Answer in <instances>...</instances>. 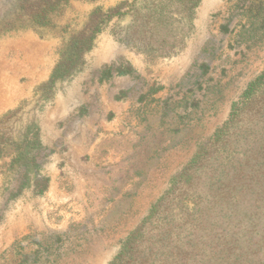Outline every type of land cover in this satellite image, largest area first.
<instances>
[{
  "label": "rangeland",
  "instance_id": "374dc122",
  "mask_svg": "<svg viewBox=\"0 0 264 264\" xmlns=\"http://www.w3.org/2000/svg\"><path fill=\"white\" fill-rule=\"evenodd\" d=\"M36 2L0 0V264H111L131 239L132 264L237 263L264 236V0L174 15L168 52L115 17L57 80L91 15L132 0L49 26Z\"/></svg>",
  "mask_w": 264,
  "mask_h": 264
},
{
  "label": "trees",
  "instance_id": "16d2710c",
  "mask_svg": "<svg viewBox=\"0 0 264 264\" xmlns=\"http://www.w3.org/2000/svg\"><path fill=\"white\" fill-rule=\"evenodd\" d=\"M69 1L37 0L36 3L31 4L32 21L39 26H49L52 23L54 14L60 10L62 4ZM201 1L132 0V2H124L108 12L96 10L91 15L88 27L73 38L69 58L57 65L54 70L53 80L67 77L75 70L84 54L93 49L97 36L115 17H123L130 14L133 18V23L127 36L129 42L145 46L149 42L148 38L152 40L154 37H158L159 40L153 42L154 44L156 43L155 49L168 52L174 45H167L166 40H163V38L172 33L173 16H179L181 22L190 19ZM124 9H127V11L123 13ZM150 47H152V44ZM254 91L255 85H253L251 92ZM255 238L256 240H251L247 247L245 246L239 255V261L234 264H264V236L255 234ZM132 241V239L129 240L125 251L123 250L111 264L134 263V260L132 261L134 250L130 249Z\"/></svg>",
  "mask_w": 264,
  "mask_h": 264
},
{
  "label": "bare ground",
  "instance_id": "6f19581e",
  "mask_svg": "<svg viewBox=\"0 0 264 264\" xmlns=\"http://www.w3.org/2000/svg\"><path fill=\"white\" fill-rule=\"evenodd\" d=\"M107 49V48H106Z\"/></svg>",
  "mask_w": 264,
  "mask_h": 264
}]
</instances>
